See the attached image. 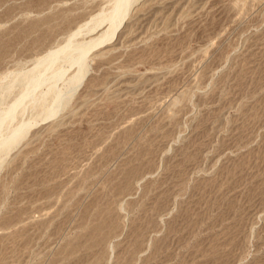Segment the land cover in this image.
Instances as JSON below:
<instances>
[{"label":"rangeland","instance_id":"1","mask_svg":"<svg viewBox=\"0 0 264 264\" xmlns=\"http://www.w3.org/2000/svg\"><path fill=\"white\" fill-rule=\"evenodd\" d=\"M139 1L68 106L37 114L47 81L18 108L0 264H264V0ZM112 2L0 0V108Z\"/></svg>","mask_w":264,"mask_h":264},{"label":"bare ground","instance_id":"2","mask_svg":"<svg viewBox=\"0 0 264 264\" xmlns=\"http://www.w3.org/2000/svg\"><path fill=\"white\" fill-rule=\"evenodd\" d=\"M138 1L139 0H113L111 9L99 11V13L90 20L84 22V24L71 32L63 45L53 50H48L45 55L39 57L35 61L32 68L25 72H21V74H14L8 83L6 85L4 84L6 90L10 91L15 81L19 80L24 83L23 87H21V91L12 103L5 108H0V151L4 153L10 151L29 131L28 129L32 126L31 118L28 120L26 117V120H20L19 118V121H17L15 125H12V123L17 120L18 108L21 109L20 106H23L27 98H33L35 91L47 81H51L49 89H46V92L39 93L42 95L36 98L38 102L36 106L40 109L37 114H43L44 118L42 119L44 120L47 117L55 115L59 111L60 107L63 106L65 102L62 96V90L60 91L56 88V82L64 77L68 68L66 66L72 67L73 65H77L75 71L66 78L68 92H72L78 87L88 71L86 65L88 53L95 47L114 39L121 25L127 20L131 8H133L136 3L139 4L140 1ZM91 32H95L96 34L94 33L93 36L92 33L90 38L83 37V35V38H77V36L82 33ZM6 78L7 76L3 79ZM22 82H19L20 86ZM19 83L17 82V84ZM6 94H8V92ZM28 100L30 101V99ZM28 105H30V103H28ZM66 105L67 104H65L64 107H66ZM1 136H3V138ZM6 155L8 154H5V156Z\"/></svg>","mask_w":264,"mask_h":264}]
</instances>
